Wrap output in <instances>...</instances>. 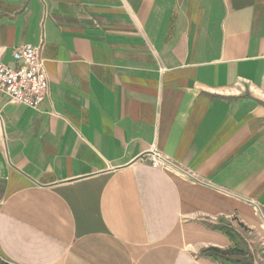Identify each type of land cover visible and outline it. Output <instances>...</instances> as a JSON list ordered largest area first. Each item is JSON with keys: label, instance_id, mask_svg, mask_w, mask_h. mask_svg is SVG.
I'll use <instances>...</instances> for the list:
<instances>
[{"label": "crops", "instance_id": "0c3cea01", "mask_svg": "<svg viewBox=\"0 0 264 264\" xmlns=\"http://www.w3.org/2000/svg\"><path fill=\"white\" fill-rule=\"evenodd\" d=\"M23 44L49 96L0 90L1 260L229 264L249 233L264 264V0H0Z\"/></svg>", "mask_w": 264, "mask_h": 264}, {"label": "built area", "instance_id": "2783aa9c", "mask_svg": "<svg viewBox=\"0 0 264 264\" xmlns=\"http://www.w3.org/2000/svg\"><path fill=\"white\" fill-rule=\"evenodd\" d=\"M12 56L16 66L3 62V50L0 48V90L17 103L40 109L49 96V80L44 70L40 46H16ZM142 158L156 167H165L170 163L156 151L148 152Z\"/></svg>", "mask_w": 264, "mask_h": 264}, {"label": "trees", "instance_id": "16d2710c", "mask_svg": "<svg viewBox=\"0 0 264 264\" xmlns=\"http://www.w3.org/2000/svg\"><path fill=\"white\" fill-rule=\"evenodd\" d=\"M206 254H210L214 256L218 260H222L227 263H236L238 264L240 261L236 260V258H241L245 252L241 249H228V250H223L220 248L216 247H211L208 248L204 251ZM3 264H6L3 262Z\"/></svg>", "mask_w": 264, "mask_h": 264}, {"label": "rangeland", "instance_id": "374dc122", "mask_svg": "<svg viewBox=\"0 0 264 264\" xmlns=\"http://www.w3.org/2000/svg\"><path fill=\"white\" fill-rule=\"evenodd\" d=\"M244 236H245V238L242 237V239H241L242 240L241 242H242V245H243L242 248H245L246 250H249L250 251V255L247 256V257L236 258V260H239V261H241V260H249V262H251L253 264L256 261L259 262L260 259L257 257L256 253H257V251L260 252V250H262V248L259 246L261 244L257 242V240H258L257 237L254 236V235H251L249 233H244ZM250 244L252 245V247H250ZM251 249L254 250V251L252 252ZM260 254H262V252H260ZM3 262L6 263L5 261L0 259V264H3ZM6 264H8V263H6ZM232 264H236V263H232Z\"/></svg>", "mask_w": 264, "mask_h": 264}]
</instances>
